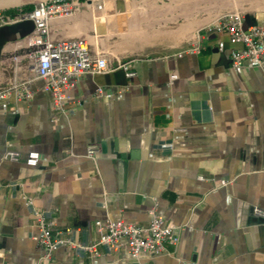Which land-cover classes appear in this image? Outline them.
Segmentation results:
<instances>
[{
    "label": "crops",
    "instance_id": "obj_1",
    "mask_svg": "<svg viewBox=\"0 0 264 264\" xmlns=\"http://www.w3.org/2000/svg\"><path fill=\"white\" fill-rule=\"evenodd\" d=\"M80 2L49 20L50 37H86L109 66L131 59L136 75L82 74L59 113L22 55L33 22L0 25V85L32 80L34 90L0 101V264H264V65L232 68L241 46L214 28L234 11L244 29L260 23L264 0H122L119 11L115 0ZM167 2L168 22L151 11ZM97 86L111 96L93 97ZM6 150L19 159L3 160ZM33 205L83 244L96 220L146 224L156 206L179 241L137 259L60 246L45 262Z\"/></svg>",
    "mask_w": 264,
    "mask_h": 264
},
{
    "label": "built area",
    "instance_id": "obj_2",
    "mask_svg": "<svg viewBox=\"0 0 264 264\" xmlns=\"http://www.w3.org/2000/svg\"><path fill=\"white\" fill-rule=\"evenodd\" d=\"M80 5V0H39L31 9L0 16V25L13 24L25 19L33 22L32 32L25 36L27 51L22 55L34 71V79L42 80L41 89L49 94L54 110L59 113H67L65 103L68 96L65 90L73 86L74 81L82 74L121 69L126 78L136 75L131 59L118 60L114 66H109L105 54L93 52L86 37L68 39L50 37L49 20L72 15ZM214 28L225 32L231 43L241 46L230 51L232 68L241 67L245 61L260 67L264 65V20L244 29L241 13L234 11L223 15ZM16 58L17 56H14V59ZM31 82L32 80H24L0 85V101L10 97L17 100L31 99L34 94ZM92 95L95 98L110 97L111 93L97 86ZM96 151L94 147L89 148L87 156L93 159ZM19 157L20 153L16 150H6L2 155V159L8 161H17ZM39 158L38 152L30 151L25 162L29 166H36ZM227 183V180L221 181V185ZM27 202L32 205V197H28ZM255 212L262 214L258 208H255ZM148 213L150 218L146 224L129 223L121 218L98 219L94 222L96 238L90 244H83L68 234L55 231L47 213L33 205L31 216L37 230L40 259L51 262L54 252L60 246L80 248L91 253L96 252L98 245H105L112 250L123 248L129 259L166 253L168 244L175 246L179 241L178 228L166 222L157 212L156 206H152Z\"/></svg>",
    "mask_w": 264,
    "mask_h": 264
},
{
    "label": "rangeland",
    "instance_id": "obj_3",
    "mask_svg": "<svg viewBox=\"0 0 264 264\" xmlns=\"http://www.w3.org/2000/svg\"><path fill=\"white\" fill-rule=\"evenodd\" d=\"M39 0H27L24 3L15 6V7H11V8H7V9H0V16L1 15H8V14H13L16 13L20 10H28L31 9L34 4L36 2H38ZM30 7V8H29ZM152 12H154L155 14H157V16H163V17H167L165 20H167L166 22H168L169 20V2L164 3L163 5H159V6H155L151 9ZM173 26V24L171 22H169V27Z\"/></svg>",
    "mask_w": 264,
    "mask_h": 264
},
{
    "label": "bare ground",
    "instance_id": "obj_4",
    "mask_svg": "<svg viewBox=\"0 0 264 264\" xmlns=\"http://www.w3.org/2000/svg\"><path fill=\"white\" fill-rule=\"evenodd\" d=\"M27 0H5V1H0V9H7L11 7L18 6L22 3H24Z\"/></svg>",
    "mask_w": 264,
    "mask_h": 264
},
{
    "label": "water",
    "instance_id": "obj_5",
    "mask_svg": "<svg viewBox=\"0 0 264 264\" xmlns=\"http://www.w3.org/2000/svg\"><path fill=\"white\" fill-rule=\"evenodd\" d=\"M0 1H5V0H0ZM121 1H122V0H115L116 10H117V11L121 10ZM33 27H34V26H33ZM32 30H33V29H32ZM31 32H32V31H31ZM31 32H30V33H31ZM30 33H29V34H30ZM27 35H28V34H27Z\"/></svg>",
    "mask_w": 264,
    "mask_h": 264
},
{
    "label": "trees",
    "instance_id": "obj_6",
    "mask_svg": "<svg viewBox=\"0 0 264 264\" xmlns=\"http://www.w3.org/2000/svg\"><path fill=\"white\" fill-rule=\"evenodd\" d=\"M30 8V7H29Z\"/></svg>",
    "mask_w": 264,
    "mask_h": 264
}]
</instances>
